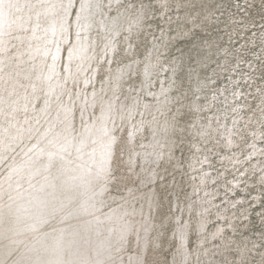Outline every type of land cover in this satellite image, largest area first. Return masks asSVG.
Returning a JSON list of instances; mask_svg holds the SVG:
<instances>
[{
    "label": "rangeland",
    "instance_id": "rangeland-1",
    "mask_svg": "<svg viewBox=\"0 0 264 264\" xmlns=\"http://www.w3.org/2000/svg\"><path fill=\"white\" fill-rule=\"evenodd\" d=\"M264 261V0H0V264Z\"/></svg>",
    "mask_w": 264,
    "mask_h": 264
},
{
    "label": "snow or ice",
    "instance_id": "snow-or-ice-1",
    "mask_svg": "<svg viewBox=\"0 0 264 264\" xmlns=\"http://www.w3.org/2000/svg\"><path fill=\"white\" fill-rule=\"evenodd\" d=\"M240 264H247V261L242 257ZM261 264H264V261H262Z\"/></svg>",
    "mask_w": 264,
    "mask_h": 264
}]
</instances>
